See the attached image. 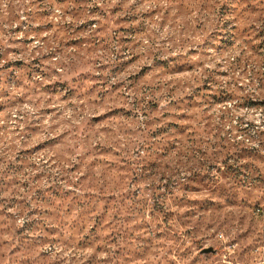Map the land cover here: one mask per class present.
Instances as JSON below:
<instances>
[{
	"label": "rangeland",
	"instance_id": "374dc122",
	"mask_svg": "<svg viewBox=\"0 0 264 264\" xmlns=\"http://www.w3.org/2000/svg\"><path fill=\"white\" fill-rule=\"evenodd\" d=\"M262 261L264 0H0V264Z\"/></svg>",
	"mask_w": 264,
	"mask_h": 264
},
{
	"label": "water",
	"instance_id": "95a60500",
	"mask_svg": "<svg viewBox=\"0 0 264 264\" xmlns=\"http://www.w3.org/2000/svg\"><path fill=\"white\" fill-rule=\"evenodd\" d=\"M211 252H214V251L212 249L205 250V253H211Z\"/></svg>",
	"mask_w": 264,
	"mask_h": 264
},
{
	"label": "built area",
	"instance_id": "2783aa9c",
	"mask_svg": "<svg viewBox=\"0 0 264 264\" xmlns=\"http://www.w3.org/2000/svg\"><path fill=\"white\" fill-rule=\"evenodd\" d=\"M258 264H264V261H262V262H260V263H258Z\"/></svg>",
	"mask_w": 264,
	"mask_h": 264
}]
</instances>
